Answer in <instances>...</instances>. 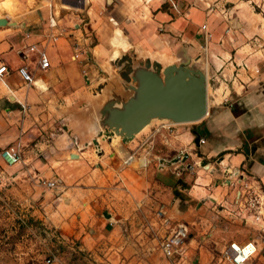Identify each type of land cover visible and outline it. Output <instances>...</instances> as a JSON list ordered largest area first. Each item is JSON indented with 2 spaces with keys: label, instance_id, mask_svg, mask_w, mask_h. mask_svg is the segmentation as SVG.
Listing matches in <instances>:
<instances>
[{
  "label": "crops",
  "instance_id": "obj_1",
  "mask_svg": "<svg viewBox=\"0 0 264 264\" xmlns=\"http://www.w3.org/2000/svg\"><path fill=\"white\" fill-rule=\"evenodd\" d=\"M141 1L140 4L137 0H17L12 9L0 7V19L6 20V24L0 25V65L5 63L10 70L0 78V147L18 137L22 142L27 137L35 138L41 130L38 123L43 124L46 130L49 125L46 121L57 116L52 112L56 108L55 100L61 102L76 98L83 83L80 68L83 62L74 59V55L76 52L88 55L86 46L89 39L92 40L88 28L90 25L96 29L104 26L106 19L103 20L102 15L104 18L111 15V21L115 19L116 25L128 30L125 42L117 32L111 37L112 58L133 43L150 52L164 51L160 55L167 56L170 55L166 52L176 48L180 52L176 54L179 55L177 58H183L186 53L194 61L201 58L208 82L210 77L219 79L223 76L230 80L236 75L235 80L247 94L241 96L243 90L239 91L240 86L234 82L233 90L228 86L226 97L235 93L243 108L237 111L238 101L234 106H217L211 120L204 125L208 133L200 135L206 143L195 144L189 149L182 145L176 148L174 157L182 160L167 169L176 175L177 180L166 182L164 187L160 183L155 184L156 197L164 201L159 204L166 207L175 224H184L190 230V260L198 256L202 263L210 256V264H216L214 260L218 256L211 250V246L214 247L211 241L216 244L215 250L222 252L232 241L257 240L256 235L259 234L255 232L248 239L232 238L224 244L226 234L219 229L217 220L233 218L231 211L237 209L234 199L244 189L243 185L252 186L258 192L264 191V135H259L264 132V72L260 76L251 73L247 80H243L239 78L242 69H237L243 63L249 71L259 68L261 53L242 51L251 44L247 41L251 36L264 33V0H178V10L163 7L162 0ZM80 16L86 21L80 20ZM51 18H58V25L52 30ZM50 31L60 34V37L55 43L45 44V35ZM31 44H38L40 50L46 51L52 65L48 71L35 70L33 61L37 60V54L30 52L28 47ZM138 49L137 52L143 51ZM24 65L33 71L35 85L26 84L18 74V68ZM243 69L246 68L243 66ZM248 130L251 132L249 135L246 133ZM27 131L30 132L24 137ZM191 137L186 133L182 144L188 146ZM67 145L72 147L69 142ZM94 153L96 155V150ZM186 153L189 156L184 161ZM72 154H78L76 159L81 160L84 152ZM130 157L126 159L127 163L134 161V157ZM203 158L214 159L216 163H209L210 167L205 168L199 165ZM175 190L189 198L185 203L195 202L201 207V212H198L202 216L200 223L187 211L178 208V201L182 200L172 196ZM109 215L106 223L115 228L113 222L118 217L114 213ZM192 223L197 228L202 225L200 231H209V235L195 242ZM210 227L214 228L212 232ZM261 240L259 238L258 254L264 249Z\"/></svg>",
  "mask_w": 264,
  "mask_h": 264
},
{
  "label": "rangeland",
  "instance_id": "obj_2",
  "mask_svg": "<svg viewBox=\"0 0 264 264\" xmlns=\"http://www.w3.org/2000/svg\"><path fill=\"white\" fill-rule=\"evenodd\" d=\"M137 1L142 3L141 0ZM175 1L178 3V0ZM161 2L163 7L172 9L170 0ZM17 3V0H0V7L12 9ZM59 14L62 15L63 12L59 10ZM102 17L103 20L106 19L104 26L96 29L90 25L88 28L92 40L89 39L85 46L90 60L83 62L80 67L83 83L76 98L54 101L56 108L52 112L57 116L46 121L49 123L47 131L43 124L38 123L42 131L35 138L27 137L22 142L18 137L0 147L1 150L8 146H19L23 154V160L18 164H6L0 158V264H210V256L202 260V263L198 256L190 260L191 238L184 260L163 256L161 243L170 229L156 223V209L163 199L156 197L155 184L157 186L160 183L164 187L177 180L176 175L167 169L177 163L168 165L162 163V160L174 159L178 145L188 149L194 146V131L211 120L217 106H234L238 101L237 111L243 108L235 93L226 97L228 86L233 90L232 84L236 82L240 86L238 90H243L241 96L247 94L246 90L235 80L236 75L230 80L223 76L219 79L210 77L209 113L201 121L174 124L156 120L129 144H123L118 137L111 142L101 139L103 142L100 141L99 156L97 153L96 156V146L92 144L88 126L92 118L95 119L103 98L106 100L112 91L125 94L117 69L112 65L114 48L110 40L116 32L122 42L127 41L124 36L128 35V30L116 25L115 19L111 21V15ZM83 19L86 21V18ZM262 36H251L247 40L251 44L242 51L261 53V61L258 63L260 73H256L259 68H251L249 71L248 66L243 63L237 68L242 69L239 78L243 80H247V75L251 73L256 76L264 72V33ZM137 48L143 49L142 52L139 49L136 52L137 60L151 56L150 53L155 55L164 52H150L134 43L125 52L131 54ZM170 51L166 53L172 56L175 64L184 62L190 56L186 53L183 58H177L179 49L173 48ZM85 72L90 81L84 77ZM99 85L108 86L107 97H103V92V95L95 98L94 91ZM247 91L249 92L248 89ZM97 100L99 102H95ZM216 100H220V103H216ZM29 132H25L23 136H28ZM186 133L192 136L188 146L182 144ZM74 134H78L82 142H90V146L76 149ZM259 135L263 136L264 132ZM68 142L72 144L71 148H68ZM77 151L84 152L81 160L71 157ZM128 156L134 157V161L126 163ZM179 159L182 160L181 157ZM203 159L214 165L216 163L214 159ZM143 160L147 162L144 164ZM50 181H56L57 185L49 187L46 182ZM172 192L176 200L177 197L182 200L178 201V208L187 211L200 223L202 216L198 212H201V207L195 202L185 203L189 198L179 190ZM116 201L119 203L116 204ZM110 213L118 217L113 222L115 228L106 223L110 219ZM222 219L217 220V223L222 233L226 234L224 244L232 238L248 239L255 232L258 233L238 217ZM173 225L174 219L171 227ZM201 228L202 225L197 228L195 223L192 226L195 242L209 235V231H200ZM212 230L214 228L210 227V232ZM261 241L264 242V238ZM211 243L214 246H211V250L218 256L214 262L228 264L221 260L223 251L215 250L216 244L214 241ZM48 259H51V263H47ZM253 264H264V249Z\"/></svg>",
  "mask_w": 264,
  "mask_h": 264
},
{
  "label": "water",
  "instance_id": "obj_3",
  "mask_svg": "<svg viewBox=\"0 0 264 264\" xmlns=\"http://www.w3.org/2000/svg\"><path fill=\"white\" fill-rule=\"evenodd\" d=\"M3 24L6 20L0 19ZM112 65L125 94L112 91L96 112L95 129L90 133L96 148H100L101 138L111 142L118 137L123 144H129L156 120L195 123L208 115V76L201 58L194 61L188 57L182 63L164 67L150 58L137 60L133 50L131 54L124 52ZM195 136V144L200 145V135L195 132ZM73 142L78 150L91 144L82 142L77 134ZM188 156L186 153L183 160ZM78 157L72 154V158ZM177 162L178 157L162 163ZM207 163L203 160L201 165Z\"/></svg>",
  "mask_w": 264,
  "mask_h": 264
},
{
  "label": "built area",
  "instance_id": "obj_4",
  "mask_svg": "<svg viewBox=\"0 0 264 264\" xmlns=\"http://www.w3.org/2000/svg\"><path fill=\"white\" fill-rule=\"evenodd\" d=\"M171 7L178 10V3L175 0H170ZM83 19L80 16V20ZM57 19H50V30L53 27H57ZM60 34L55 35L52 31L45 35V44L55 43L58 41ZM206 38V35H205ZM29 50L32 53L37 54V60L35 63V70L48 71L52 65L50 58L48 57L44 49H39L38 44L29 45ZM74 59L80 62L90 60L88 55H84V52H76ZM5 63L0 65V78L9 74ZM18 74L24 80L26 84L35 85V77L33 71L29 66L24 65L18 68ZM85 78L90 81V78L85 72ZM205 138H200V144H205ZM0 158L6 164H18L23 160L22 150L19 146H8L0 150ZM127 163V161H126ZM51 188L57 185L56 181L46 182ZM244 189L240 190L234 199V204L237 209L231 211V215L240 218L246 225L252 226L258 233L260 240L264 238V191H256L252 186L243 185ZM233 216V217H234ZM156 223L162 227H167L168 234L165 236L161 243V253L166 258H180L184 260L188 253V241L190 240V230L184 224H175L171 227L172 219L168 215V211L164 205H159L156 209ZM259 238L249 239L246 241L238 242L232 241L224 249L221 260H225L228 264H251L252 260L258 255V241ZM47 263H51V259L47 260Z\"/></svg>",
  "mask_w": 264,
  "mask_h": 264
},
{
  "label": "bare ground",
  "instance_id": "obj_5",
  "mask_svg": "<svg viewBox=\"0 0 264 264\" xmlns=\"http://www.w3.org/2000/svg\"><path fill=\"white\" fill-rule=\"evenodd\" d=\"M129 48H127V49H125V50H121L120 52H117L116 54H115V56L111 59V61H113V60H115V59H117V58H119L125 51H127ZM134 51H136V49L134 50ZM137 52V51H136ZM138 53V52H137ZM151 54V56H147L148 58H150L151 60H153V61H159L160 63H162L163 64V66L164 67H166V66H168V65H170L171 64V62H172V59H171V57L170 56H167V55H160V53L159 54H156L155 53V55L154 54H152V53H150ZM102 88V89H101ZM109 90V88H108V86L107 85H99L98 86V89L97 90H95L94 91V93H95V98H98L99 96H101V95H103V92H104V96L103 97H107V93L109 92L108 91ZM103 101L105 100V98H103L102 99ZM103 101L101 102V103H99L100 105L103 103ZM95 102H99V100H97V101H95ZM216 102H217V100H216ZM218 103H220L219 101H218ZM96 105V104H95ZM95 121H94V117L92 118V122H90V125L88 126V129H89V133H91L95 128V123H94ZM180 124H183V123H180ZM84 128V127H83ZM102 139V138H101ZM100 139V140H101ZM99 150H100V148H96V153H97V155H98V152H99ZM99 156V155H98ZM133 157H130V159H132ZM129 159V160H130ZM203 167H205V168H209L210 166H209V163H207V164H205V165H203Z\"/></svg>",
  "mask_w": 264,
  "mask_h": 264
},
{
  "label": "trees",
  "instance_id": "obj_6",
  "mask_svg": "<svg viewBox=\"0 0 264 264\" xmlns=\"http://www.w3.org/2000/svg\"><path fill=\"white\" fill-rule=\"evenodd\" d=\"M195 132L199 135H206L208 133L204 126L202 128H200L199 130H195ZM246 133H247V135H249L251 132L248 130ZM246 146H247V144H246ZM246 155H248L247 151H246Z\"/></svg>",
  "mask_w": 264,
  "mask_h": 264
}]
</instances>
